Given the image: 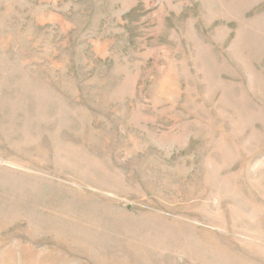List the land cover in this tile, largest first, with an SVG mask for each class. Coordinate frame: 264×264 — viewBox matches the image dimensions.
I'll use <instances>...</instances> for the list:
<instances>
[{"label":"rangeland","instance_id":"obj_1","mask_svg":"<svg viewBox=\"0 0 264 264\" xmlns=\"http://www.w3.org/2000/svg\"><path fill=\"white\" fill-rule=\"evenodd\" d=\"M0 264H264V0H0Z\"/></svg>","mask_w":264,"mask_h":264}]
</instances>
